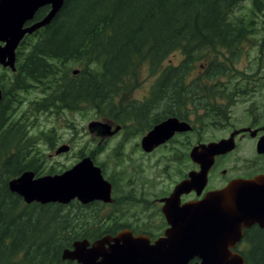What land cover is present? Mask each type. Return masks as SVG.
<instances>
[{
    "label": "trees",
    "instance_id": "obj_1",
    "mask_svg": "<svg viewBox=\"0 0 264 264\" xmlns=\"http://www.w3.org/2000/svg\"><path fill=\"white\" fill-rule=\"evenodd\" d=\"M246 1L64 0L49 25L22 40L16 50L15 72L5 69L11 75H0V249L4 253L0 255V264H62L60 253L73 241H93L125 227L132 228L128 223H119L118 214L110 219V225L104 226V218L101 222L98 210L94 209L88 216L78 210L82 214L75 217L80 224L76 226L74 217L62 214L64 205H26L21 197L9 191L8 182L25 171L40 176L36 172L37 155L32 151L25 125L9 118L10 111H14V95L32 87L40 89L44 97L34 101L40 111L72 110L84 104L101 110L102 105L111 106L132 83H138L142 63L154 75L171 53L179 52L181 62L162 68L147 100L154 104L175 99L177 87L181 90L186 84L195 86L190 88V99L194 100L200 91L199 82L204 79L213 82L216 75L204 71L186 83L193 63L211 54L213 61L226 53L232 56L246 41L249 25L237 13ZM250 2L252 13L264 12V0ZM47 10V7L40 9L35 19L42 18ZM215 63L219 64L216 71L225 68L224 63ZM74 65L79 68L73 70ZM127 108L114 118L121 120L116 125L134 115ZM166 111L156 116L157 122L167 116ZM47 142L52 147V139ZM113 203L114 198L109 205ZM70 204L79 209L104 205L100 202L81 205L76 201ZM42 214L48 215L46 237L32 231L36 217ZM244 239L248 246L240 253L246 264L263 262L264 234L246 233ZM19 254L20 260L11 262Z\"/></svg>",
    "mask_w": 264,
    "mask_h": 264
},
{
    "label": "water",
    "instance_id": "obj_2",
    "mask_svg": "<svg viewBox=\"0 0 264 264\" xmlns=\"http://www.w3.org/2000/svg\"><path fill=\"white\" fill-rule=\"evenodd\" d=\"M63 3L64 0H0V65L3 68L15 71V52L21 40L49 25ZM43 7H49L48 12L25 26ZM88 129L106 138L117 133L120 126L112 129L110 123L92 122ZM187 130V124L168 118L142 137L141 149L149 153L166 143L175 132ZM226 143L198 145L191 150L190 158L200 169L191 172L187 180L176 184L172 193L160 200L161 213L168 226L163 236L151 243L149 237L133 236L130 230L124 229L92 243L76 240L71 248L62 250L61 260L76 264H245L233 249L242 239L244 229L257 225L264 230V174L248 180H233L225 188L207 193L200 201L180 203L182 194L192 190L200 194L214 157L233 148L225 149ZM68 150L67 145H62L55 154ZM257 151L264 152V139L258 142ZM8 189L27 205H66L73 200L83 205L95 201L107 204L112 200V185L88 156L60 174L34 178L32 171H25L8 182Z\"/></svg>",
    "mask_w": 264,
    "mask_h": 264
},
{
    "label": "rangeland",
    "instance_id": "obj_3",
    "mask_svg": "<svg viewBox=\"0 0 264 264\" xmlns=\"http://www.w3.org/2000/svg\"><path fill=\"white\" fill-rule=\"evenodd\" d=\"M252 12L250 0L244 2L237 12L240 16L245 17L249 25L247 28L249 34L246 41L240 44L232 56L230 53H226L225 57H217L218 63L225 64L227 74H237V71L239 73L253 71L259 63L261 55L264 64V12ZM212 55L214 54L209 55L207 58L211 59ZM208 59L202 57L193 63L186 77V83L204 72L201 65L206 64ZM180 62L181 54L179 52L171 53L163 62L160 71L168 65L178 66ZM217 65L219 64L214 63L211 66L212 70L219 69L216 67ZM78 68L77 65L72 67L73 70ZM5 69L0 65V75L10 76L11 71ZM159 72L151 75L147 65L142 63L139 73L137 72L138 83L135 85L132 83L129 89L126 88L111 106L102 105L101 110H98L99 107L84 104L72 110H51L50 108L40 111L36 110L34 104V101H39L44 97L40 89L32 87L33 89L14 95V99H16L15 102L13 101L14 111H10L9 118L14 122L18 121L20 124L25 125V130L28 132L27 137L30 138L33 145L32 151L37 155L36 172H39L40 176L35 175L36 177L62 173L78 163L81 158L89 156L94 164L100 167L104 179L108 180L113 186V205H103L100 208L93 206L89 209L72 208L75 205L71 206V204L64 205L62 212L66 214H62L67 215V217L69 215L74 217L73 224L76 226L80 224L78 222L79 218L76 222L75 217L80 216L82 213L88 216V213L94 209L93 211L98 210L97 217L100 221L104 218L102 223L104 226L110 225V219L118 214L119 223H128L131 227L137 229L145 228L149 232H157L159 228L163 227L158 200L166 197L173 184L187 171L188 162L183 153L187 149V143L194 144L196 142L200 123L196 124L194 133L168 143L166 147H158L150 154L144 153L140 147L141 137L146 132L147 127L135 118L128 120L124 118L122 123L128 125L106 138H102L95 131L91 132L88 129L89 124L92 122L111 123V127L120 123L121 120H114L116 115L119 114L120 116L122 114L121 110L128 106V111L132 112V106L138 104L135 101L146 96ZM221 79L226 81L228 78ZM200 84L202 86L211 83L201 81L197 85L198 89ZM169 85L171 84L169 83ZM199 93H201V90ZM158 105V109L164 110V104L161 101H158ZM199 131L201 132V130ZM200 136L203 137V140L204 137L207 140L211 136L214 137L213 134L206 132H201ZM51 139L52 147L47 142ZM62 145H67L69 150L66 153L56 155V149ZM234 155L237 156L238 153ZM122 200H124L123 203H121ZM126 208L128 209L126 210ZM78 210H81L82 213L78 214ZM106 215H109V218H106ZM47 220V214L36 217L37 224L32 230L33 233H41L42 236L46 237L48 232ZM79 228L75 227V229ZM28 240H31V238ZM237 249L242 252L247 248L245 245L240 244ZM0 251V255L4 256L1 249ZM20 256L21 254L12 259L11 262L19 261ZM62 264L71 263L62 262Z\"/></svg>",
    "mask_w": 264,
    "mask_h": 264
},
{
    "label": "flooded vegetation",
    "instance_id": "obj_4",
    "mask_svg": "<svg viewBox=\"0 0 264 264\" xmlns=\"http://www.w3.org/2000/svg\"><path fill=\"white\" fill-rule=\"evenodd\" d=\"M215 62H218L217 58L214 61L209 58L206 64L201 65L204 71L213 72L216 78L212 80L213 82L209 81L211 84H204L202 86L200 84L199 90H201V93L195 94L194 100L190 99V87H195L194 85L186 84L185 88L181 90L177 87L175 99L161 101L164 104V110H167L165 112L167 116L157 122L156 116L159 113H163L164 110L158 109V101L154 102V104L149 103L147 100L148 92L143 99L135 101L138 104L137 106L134 105L136 109L131 112L134 115L130 116L147 127L142 137L155 125L168 118H175L179 122L188 125L189 130L175 132L166 143L158 147H166L168 143H172L181 137H186L194 133L198 122L201 125L199 130L202 133L206 132L214 136H211V140H207L206 137L203 140V137L200 136L201 132L197 129L199 135L196 142L194 144L187 143V149L183 153L184 158L188 162L187 171L173 184L166 197L172 193L176 184L187 180L191 172L199 171V165L194 163L190 158V152L194 147L209 143H219L221 141L227 142L225 149L229 146L233 147L231 150H225L214 157L213 163L206 174L205 185L200 194L198 195L195 190L187 194H182L180 196L181 204L200 201L207 193L221 190L233 180H248L264 174V152L259 153L257 151L258 142L264 139L263 57L261 55L259 63L249 73H239L237 71V74H227V68L220 71L212 70L211 66ZM221 78L228 79L223 81ZM203 81L207 82L208 80L204 79ZM138 109L139 111H137ZM127 125V123L119 124L120 129H124ZM157 148L153 151L157 150ZM153 151L144 153L150 154ZM235 153H238V155L240 153V155L235 156ZM162 198L158 200L160 208L162 205L160 200ZM160 215L162 217L163 227L160 226L161 228L157 232H149L145 228L137 229L136 227H125L120 231L127 229L132 232L133 236H147L151 243H153L157 238L163 236V231L167 228L163 215ZM246 233L264 234V230L260 229L257 225L244 229L242 239L237 243L233 252H241L237 249L240 244L242 246L245 245L247 248L248 244L244 239ZM93 241L89 242L92 243ZM61 262L76 264L74 261L61 260Z\"/></svg>",
    "mask_w": 264,
    "mask_h": 264
}]
</instances>
